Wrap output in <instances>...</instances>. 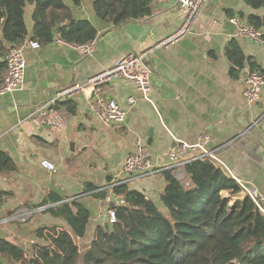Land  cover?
I'll return each instance as SVG.
<instances>
[{"label":"crops","instance_id":"0c3cea01","mask_svg":"<svg viewBox=\"0 0 264 264\" xmlns=\"http://www.w3.org/2000/svg\"><path fill=\"white\" fill-rule=\"evenodd\" d=\"M66 3L75 20L90 21L97 29L96 51L82 58L66 45L50 43L33 49L29 41H33L35 5L27 4L29 36L23 44L27 63L23 84L17 95L0 96V151L16 165L14 171L0 174V222L18 210L38 208L51 197L61 202L78 201L91 213L86 236L78 243H91L97 229L109 225V212L123 204L113 194L116 185L111 184L125 178L126 159L137 153L138 142L158 173L124 184L144 194L163 212V169L169 166L170 153L179 145L177 141L196 145L204 136L210 138L206 152L215 155V162L232 178L264 194V87L258 102L249 103L245 98L248 73L257 71L264 77V44L239 36L237 26L231 23L235 18L250 26V16L264 18V5L254 6L247 0H207L193 34L174 46L150 52L179 28L185 17L174 1L154 0L148 16L119 26L100 20L92 0ZM232 42L245 58V67L235 78L226 52ZM144 51H149L143 63L151 72L149 97L154 105L135 84L119 80L101 87L100 96L126 112L122 125L105 126L91 112L90 91L59 101L56 109L65 120L63 125L32 122L39 111L49 112L48 104L62 89L85 84L118 59ZM131 98L134 104L129 103ZM203 154L202 150L184 152L179 163L192 162ZM44 160L54 163L56 172L42 168ZM169 171L185 186L189 184L185 166ZM90 186L96 190H89ZM100 193L106 198L95 196ZM223 196L231 203L235 200L228 192ZM245 197L241 191L237 198ZM55 226L67 227L63 220L43 211L25 223H0V239L30 251L33 244L44 243L36 230Z\"/></svg>","mask_w":264,"mask_h":264},{"label":"trees","instance_id":"16d2710c","mask_svg":"<svg viewBox=\"0 0 264 264\" xmlns=\"http://www.w3.org/2000/svg\"><path fill=\"white\" fill-rule=\"evenodd\" d=\"M153 1L92 0L97 17L115 26L145 18ZM247 2L264 5V0ZM27 4L35 5L31 39L41 45L52 43L55 33L75 45L87 44L98 36L90 21L72 17L66 0H0V87L9 52L22 46L29 36ZM249 25L262 29L264 18L250 16ZM226 52L235 78L244 69L245 58L236 42ZM15 169L13 159L0 151V174ZM185 172L188 186L171 171L164 172L166 188L161 201L166 212L128 184L112 187L114 196L127 207H115L113 229L109 225L99 227L88 244L78 241L86 236L89 209L78 201L61 202L51 197L41 205L48 206L44 212L63 220L67 227L39 228L35 233L44 243L33 244L30 251L0 239V264H264V216L248 197L237 198L241 186L209 158L193 160ZM89 190L96 189L90 186ZM223 192L235 198L234 202ZM95 196L106 198L105 193Z\"/></svg>","mask_w":264,"mask_h":264},{"label":"built area","instance_id":"2783aa9c","mask_svg":"<svg viewBox=\"0 0 264 264\" xmlns=\"http://www.w3.org/2000/svg\"><path fill=\"white\" fill-rule=\"evenodd\" d=\"M158 1H174L185 11V17L179 26L171 35L159 41L156 45L151 47L150 52L154 48H169L176 45L181 40L193 34L196 23L198 22L207 0H158ZM231 23L237 26L238 35L246 37L257 44H264V31L262 29H255L254 27L244 25L239 20L233 18ZM52 44L66 45L78 52L82 58H88L94 55L97 47V40L83 44L75 45L69 44L61 39L58 33L54 34ZM29 45L33 49H40L42 45L37 41H29ZM149 53L144 51L141 54H129L123 58L118 59L111 67L103 72L89 78L85 84H74L70 87L62 89L56 94V97L48 105H50L49 112L45 110L39 113L32 119V122L40 125L45 123H59L63 125L65 120L60 112L56 109V104L61 100H70L78 94L90 91L92 98L90 103L91 112L105 125H122L126 121V112L114 101L103 99L100 96L101 87L111 84L119 80H125L136 85L138 90L142 93L143 98L153 104L150 99L151 92V72L144 63L143 58ZM7 71L4 77V82L0 87V96L12 95L17 90H20L23 84L27 63L23 53V45L11 49L7 58ZM247 89L245 90V98L249 103L258 102L262 96L264 87V77L257 71H250L247 75ZM130 104H134V99H129ZM154 105V104H153ZM209 136H204L196 145L178 142L179 145L169 155V166L163 171L176 169L177 167L186 166L190 162L179 163V155L191 150H202L204 153L197 159L209 158L218 161L215 155L206 152V145L208 144ZM41 167L50 172H56L57 168L54 163L44 160L41 162ZM162 172V171H161ZM158 173V170L153 167L151 158L145 147L138 142L137 153L129 156L124 165L123 181L114 182L112 186L117 184H124L132 181V179L139 177H149ZM234 178V177H233ZM242 188V192L248 197L259 209L264 216V194L255 187L244 184L241 180L234 178ZM189 184H187L188 186ZM124 205V204H121ZM48 206H41L34 209H23L14 212L0 223H25L28 222L37 213L43 212ZM117 222L116 211L109 212V224L114 225Z\"/></svg>","mask_w":264,"mask_h":264},{"label":"rangeland","instance_id":"374dc122","mask_svg":"<svg viewBox=\"0 0 264 264\" xmlns=\"http://www.w3.org/2000/svg\"><path fill=\"white\" fill-rule=\"evenodd\" d=\"M11 95V94H10ZM12 95H17V92H14ZM7 98H10V96L8 95L7 96ZM256 189H258V188H256ZM259 190V189H258ZM261 192V191H260ZM226 198H228L227 196H226ZM163 208V210H166V209H164L165 207H162ZM2 217H0V219H1ZM32 220V218L29 220V221H31Z\"/></svg>","mask_w":264,"mask_h":264},{"label":"water","instance_id":"95a60500","mask_svg":"<svg viewBox=\"0 0 264 264\" xmlns=\"http://www.w3.org/2000/svg\"><path fill=\"white\" fill-rule=\"evenodd\" d=\"M124 206H126V205H124ZM109 227H110L111 230L113 229V225L112 224H109Z\"/></svg>","mask_w":264,"mask_h":264}]
</instances>
